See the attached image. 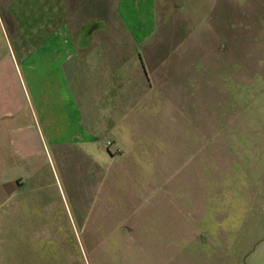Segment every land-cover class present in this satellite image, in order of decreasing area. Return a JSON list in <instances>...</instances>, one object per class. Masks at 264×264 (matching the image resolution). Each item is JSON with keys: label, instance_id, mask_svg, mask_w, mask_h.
Wrapping results in <instances>:
<instances>
[{"label": "rangeland", "instance_id": "374dc122", "mask_svg": "<svg viewBox=\"0 0 264 264\" xmlns=\"http://www.w3.org/2000/svg\"><path fill=\"white\" fill-rule=\"evenodd\" d=\"M40 2L7 7L36 27ZM156 2L139 54L106 5L113 36L94 41L117 59L78 104L19 58L17 134L36 153L0 205L5 264H264V0ZM78 119L89 143H71Z\"/></svg>", "mask_w": 264, "mask_h": 264}, {"label": "crops", "instance_id": "0c3cea01", "mask_svg": "<svg viewBox=\"0 0 264 264\" xmlns=\"http://www.w3.org/2000/svg\"><path fill=\"white\" fill-rule=\"evenodd\" d=\"M9 1L2 0L4 4L0 5V205L10 200L13 192L22 191L25 183L24 176L20 173L24 170V162L28 156L36 153L32 150L31 135L25 132L17 134L16 110L26 101L24 86L21 89L20 84L23 76L19 69L20 60H23L22 64L32 85L39 80L38 75L43 73L46 75L45 79L54 81L51 82V88L77 102L84 93L83 84L89 79L88 76L92 75L89 82L98 84L101 80V69L112 68V63L117 59V56L107 59V53L116 54L118 45L94 41V36L98 37L106 32L113 36L112 28L105 26L106 5L108 8L112 6L117 14L113 21L119 20L118 15L124 13L123 21L127 26L124 33L138 45V39L147 38L149 34L145 35L147 32L137 28L152 20L153 6L157 5L156 0H40L44 8L32 9L33 12L27 10L28 18L31 17L34 21L35 17L39 21L36 27H30L27 22L22 23L18 16H11L12 12L7 7ZM139 15H143L144 19H139ZM6 16H9L10 22H7ZM113 32L115 36L119 35L114 30ZM139 47L140 45L135 51L137 54ZM40 50H43L42 55L36 56ZM89 51L92 53H88ZM139 60L143 65L142 60ZM87 66H92L93 74H87ZM54 89L49 91L50 95L52 90L56 91ZM33 90L35 96L42 94L41 89ZM87 93L94 95L93 91ZM86 107L90 111L89 104ZM89 121L94 123L92 118ZM91 125L82 119L74 123L68 122L66 128L73 129L69 137L71 143H89L92 137L89 131H97ZM17 146L18 153L15 149ZM19 156L22 161L16 164L14 159L20 158ZM2 218L5 219V216H0V220ZM6 262L0 247V264Z\"/></svg>", "mask_w": 264, "mask_h": 264}, {"label": "built area", "instance_id": "2783aa9c", "mask_svg": "<svg viewBox=\"0 0 264 264\" xmlns=\"http://www.w3.org/2000/svg\"><path fill=\"white\" fill-rule=\"evenodd\" d=\"M106 145H107L108 147H110V146H111V144H110V142H109V141L106 143Z\"/></svg>", "mask_w": 264, "mask_h": 264}]
</instances>
